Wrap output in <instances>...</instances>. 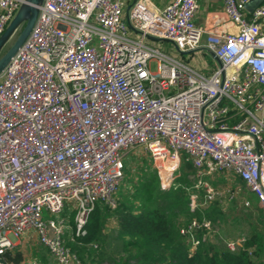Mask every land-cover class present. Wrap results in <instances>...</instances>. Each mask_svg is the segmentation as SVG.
Listing matches in <instances>:
<instances>
[{
    "label": "built area",
    "instance_id": "built-area-1",
    "mask_svg": "<svg viewBox=\"0 0 264 264\" xmlns=\"http://www.w3.org/2000/svg\"><path fill=\"white\" fill-rule=\"evenodd\" d=\"M248 1L224 0L232 32L197 25V0H43L0 72V264L29 234L57 264H85L66 235L84 237L98 204L117 208L136 151L161 193L192 164V212L243 196L208 180L226 174L264 214V2L249 12ZM24 2L0 0V37ZM198 50L215 59L209 76L172 55ZM180 232L192 249L218 234L207 219ZM242 241L224 240L230 251Z\"/></svg>",
    "mask_w": 264,
    "mask_h": 264
},
{
    "label": "trees",
    "instance_id": "trees-1",
    "mask_svg": "<svg viewBox=\"0 0 264 264\" xmlns=\"http://www.w3.org/2000/svg\"><path fill=\"white\" fill-rule=\"evenodd\" d=\"M127 165L125 161V168ZM181 170L183 173L177 185L167 193H161L156 172L154 178H149L144 177L143 170L132 196H122L120 190L118 206L114 210L98 204L89 216L86 235L74 242L69 239L66 245L85 264H100L108 255L111 256L106 240L108 233L114 230L108 225L114 221V241L121 248L115 264H264V214L257 204H252V200V207L258 208L261 214L257 216V224L249 222V235L244 236V241L235 251H230L224 242L233 238L224 234L223 240L221 232L213 239L191 248V241L181 234V228L194 219H207L215 227L225 219L222 208L226 205L213 202L202 211L192 212L189 203L197 182L196 171L187 161L183 162ZM202 196L200 192L201 201ZM73 217L71 213V223ZM237 219L234 218L235 221ZM201 235V232L196 234L197 238H201ZM4 259L7 264H21L24 261L22 253L13 254L11 250ZM42 260L48 264L45 257Z\"/></svg>",
    "mask_w": 264,
    "mask_h": 264
},
{
    "label": "rangeland",
    "instance_id": "rangeland-1",
    "mask_svg": "<svg viewBox=\"0 0 264 264\" xmlns=\"http://www.w3.org/2000/svg\"><path fill=\"white\" fill-rule=\"evenodd\" d=\"M22 31V28H20L14 36L11 38L9 43L4 47L2 52L0 53V58L6 54V52L14 45L15 41L17 40L20 32ZM147 44L151 47L156 48H162L164 47L165 43H161L154 40H147ZM173 57L178 58L180 60H183L187 62L191 67L198 70L205 76H209L213 71L216 69V62L215 59L212 58L207 52L203 50H198L194 54L190 55H179V54H172ZM155 64L152 65V69L155 70ZM125 161L128 162L127 167L125 168V174L124 179L121 186V195L130 197L135 191V186H137L139 182V177L142 176L143 170H144V177L147 176L149 178L155 177V170L153 168V165L150 161V158L143 153V151H136L132 154H130L128 157H126ZM183 164V163H182ZM182 170L180 171V174H182ZM230 178V175L226 174H220L217 176H213L212 178H209V182L213 186H218V188H221L223 185H226L227 180ZM156 183V182H155ZM157 185V184H156ZM224 189L232 190V186H223ZM221 190V189H220ZM242 196L235 200L227 202L223 208L222 211L225 214V219L218 223L214 228L217 231V233L220 234V236L224 239L225 235H227L230 238H233V240H236L237 238L241 236H248L249 235V228L248 224L249 222H253L255 224L258 223V214H261L260 210L258 208L250 206H245L243 202L245 201ZM253 205L257 204V199H253ZM251 204V203H250ZM237 217L238 219L235 221L234 218ZM245 219V220H244ZM109 227H111L114 230H111L108 234L107 242L108 247L107 251L111 254V256H107L106 260H103L100 264H115V261H118V254L119 250H121L120 247H117L118 242L114 241L115 238V228L114 224L110 222ZM225 234V235H224ZM12 238V237H11ZM236 238V239H235ZM242 238V237H241ZM13 241H16L14 238H12ZM70 239V236L66 235V241ZM27 248H24V251L26 252ZM106 250V249H105ZM51 264H55L53 261H49ZM33 264V262H32ZM91 264V263H90Z\"/></svg>",
    "mask_w": 264,
    "mask_h": 264
},
{
    "label": "crops",
    "instance_id": "crops-1",
    "mask_svg": "<svg viewBox=\"0 0 264 264\" xmlns=\"http://www.w3.org/2000/svg\"><path fill=\"white\" fill-rule=\"evenodd\" d=\"M149 1L155 7L163 8L172 0H149ZM197 3L199 7L198 12L195 16V23L197 25L204 26V25L218 24L221 26L222 29L232 32L236 31V28L231 23L228 22V19L224 13V0H197ZM263 118H264V114H263ZM226 185L232 186L233 190L241 189V191L243 192L242 198L245 201L250 202L251 200L255 199V196L246 189H244L242 187V183L239 180V178L235 176H230V178L226 182ZM111 223L112 225L113 224L115 225L114 221H111ZM108 228L111 227L108 226ZM14 244L15 246L11 251H13V254H15V252L22 253L24 261L21 264H32V262L33 264H44L42 257H45L48 260V264H51L49 261H53L55 264H57L56 261L48 252V250L44 246L40 245L37 236L35 234H29L28 236H25L20 240H16L14 241ZM24 248H27L26 252L24 251Z\"/></svg>",
    "mask_w": 264,
    "mask_h": 264
},
{
    "label": "water",
    "instance_id": "water-1",
    "mask_svg": "<svg viewBox=\"0 0 264 264\" xmlns=\"http://www.w3.org/2000/svg\"><path fill=\"white\" fill-rule=\"evenodd\" d=\"M43 0H25L21 5L14 19L11 21L3 35L0 37V53L4 47L9 43L14 34L23 26L17 40L14 45L0 58V72L8 64L9 60L22 45L24 40L27 38L29 32L31 31L33 24L38 15L39 6H41ZM264 0H249L246 4V9L249 12H254Z\"/></svg>",
    "mask_w": 264,
    "mask_h": 264
}]
</instances>
